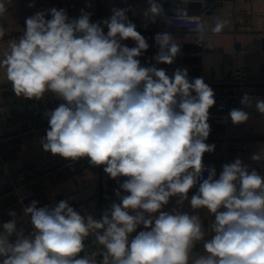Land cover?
Masks as SVG:
<instances>
[{
	"label": "clouds",
	"instance_id": "obj_1",
	"mask_svg": "<svg viewBox=\"0 0 264 264\" xmlns=\"http://www.w3.org/2000/svg\"><path fill=\"white\" fill-rule=\"evenodd\" d=\"M131 10L112 8L96 22L84 9L77 18L62 8L37 11L0 56L17 97L39 101L52 94L61 101L44 112L43 150L66 160L88 158L121 180L116 201L99 219L67 200L43 207L32 201L23 208L33 228L26 234L10 211L12 219L0 225V264H264V175L240 158L222 165L219 175L205 165L204 155L215 150L206 142L214 90L203 78H189L186 68L170 76L158 67L180 54L170 33L155 35V64L142 65L149 44L129 19ZM6 12L0 0V16ZM164 15L158 0H148L147 20ZM191 19L198 44L230 23L220 16L211 24ZM5 35L0 26V40ZM203 45L213 47L211 41ZM240 103L253 106L247 93ZM254 107L264 115V99H255ZM229 116L233 124L249 120L242 109ZM250 159L264 160V149ZM173 198L176 206L165 210ZM186 201L194 212L207 209L214 216L210 233L198 213L182 210ZM89 236L98 251L81 255Z\"/></svg>",
	"mask_w": 264,
	"mask_h": 264
},
{
	"label": "crops",
	"instance_id": "obj_2",
	"mask_svg": "<svg viewBox=\"0 0 264 264\" xmlns=\"http://www.w3.org/2000/svg\"><path fill=\"white\" fill-rule=\"evenodd\" d=\"M5 2L7 10H9L7 13L8 22L14 24L16 29L25 28L26 18L34 13L35 8L28 7V4L33 3V0H8ZM216 4L220 5V7L207 11L204 14V21L211 24L214 17L220 16L228 19L230 21L229 25L220 34L206 35L203 43L211 41L213 47L208 49L204 46L202 55L196 54L198 37H174L181 45V51L178 56L185 57L184 49H187L191 51L189 56L196 55L199 59L192 62H182L180 65L175 66L158 65L166 69L170 76L177 68H186L189 77H226L229 76L236 63L249 67L254 74L264 72V38L254 35L235 34L239 25L243 23H252L259 27L264 26V0H221L216 2ZM88 5H90V0H43L42 11L52 7L62 8L66 10L70 18H77L81 9L90 12ZM129 7L132 10L127 15L136 26L147 21L143 16V12L148 7V0H102L99 20L110 17L112 8L127 9ZM165 7L166 9L172 8L171 5ZM190 8L193 11L201 10L194 6H190ZM50 18V15H46V19ZM106 31L107 29H105ZM124 43L129 47L135 46V43L131 40ZM6 49L7 44L0 46V56ZM141 63L145 66L149 65L148 62L143 60H141ZM6 86L12 85L7 82L4 70L0 69V122L36 105L33 100L17 97L12 88L3 89ZM46 95L50 99L54 97L52 94ZM241 125L248 129L250 133L264 134V115H261L256 110V115L249 117V120L241 123ZM45 135L46 132L39 136L26 135L0 142V173L4 165L22 168L35 164L42 157H49L53 163L66 160L59 155L54 156L50 152L43 150L41 138ZM209 144H214L215 150L212 153H206L203 160L213 162L217 175L222 170V165L231 163L236 158H240L245 164L255 168L264 175V160L254 162L250 159L258 149H264V142L246 145L226 144L223 142ZM102 171L103 166H92L89 164L88 158L81 159L76 163L74 170L64 168L31 184L27 188V191L31 194L28 205L32 201H37L40 207L52 201L62 200L65 196L75 192H79L78 198H81L80 200H92L101 191L100 179ZM89 185H94L95 187L86 189ZM193 194H188L189 200ZM78 198H75V201L79 200ZM111 204V202L104 203L103 211L110 207ZM99 205L100 201L96 202L93 200L87 208L78 212H81V214H92L99 219L100 212L97 210ZM175 206V198H173L165 209L170 210ZM182 210L189 212V214L198 213L205 229L209 233L211 232L214 216L207 209H199L194 212L186 201ZM10 211L16 213L17 224L25 217L23 206L16 197L13 195L1 197L0 225L12 219L9 216ZM140 230H143V228L137 229V231ZM98 248L99 246L95 243L94 237L89 236L85 240V251L81 255H85L91 250H98ZM196 251H202V245L198 244Z\"/></svg>",
	"mask_w": 264,
	"mask_h": 264
},
{
	"label": "built area",
	"instance_id": "obj_3",
	"mask_svg": "<svg viewBox=\"0 0 264 264\" xmlns=\"http://www.w3.org/2000/svg\"><path fill=\"white\" fill-rule=\"evenodd\" d=\"M220 1L221 0H158L163 6L164 17H158L155 23L147 20L136 26V30L146 38L149 44L148 50L139 59L146 61L149 64H155L152 57L158 51L154 39L155 35L158 33L167 32L173 37L180 38L198 37L195 30L196 25L192 22L191 18L200 17L201 20L204 21V14L209 10L219 8L220 5H217L216 2ZM33 2L35 4L34 13L42 11L43 0H33ZM194 2H200L203 4L201 10H191L190 5ZM101 3L102 0H90L92 22L99 21ZM166 3L171 4L172 8L170 7V9H166ZM177 11L180 12L178 19H176ZM8 12L9 10H7L5 15L0 16V26L6 31V35L0 40V46L8 44L10 40L18 39L24 30V28L16 29L14 24L8 22ZM167 18H172L173 22L171 24L167 23ZM208 34L212 33L209 32ZM235 34L254 35L264 38V26L259 27L252 23H243L239 25ZM197 45L196 54L202 55L204 53L203 42ZM200 78H203L205 83L214 90L216 100V104L209 109L210 115L208 123L211 126V131L206 142H223L226 144L240 145L264 142V134L250 133L248 129L241 124H233L229 116V112L233 108L242 109L249 114V117L256 115V109L254 107L255 99H264V72L254 74L249 67L236 63L229 76ZM6 88H12V86H6L3 89ZM246 93L250 96V101L253 103L252 107H246L240 103L242 97ZM32 100L36 104L33 108L20 111L0 122V142L26 135L39 136L46 132L49 124L47 118L44 116V112L45 110L54 109L59 103H61V101L57 100L55 97L50 99L47 95L39 101ZM79 160H64L58 163H53L49 157H42L35 164L22 168L4 165L0 173V198L7 195H13L24 208L28 205L29 200L31 199V194L27 191V188L31 184L64 168L74 170L76 163ZM204 163L206 166H213V162L204 161ZM120 182L121 180L119 178L111 180V178L102 171L100 179L101 191L96 198L92 200H80L81 198H78L79 192H75L65 196L62 200H67L69 205L77 211L87 208L93 200L96 202L100 201L97 210L100 212L101 217L103 213V204L116 201L115 190L119 188ZM94 187V185H89L86 189ZM195 191L196 189L194 188L190 190L189 193H195ZM75 198H78L79 200L75 201ZM59 201H52L40 207L52 206ZM17 226L18 228L23 229L26 234H30L33 231L30 217L28 215H25L24 219L21 220ZM135 234H133V236ZM97 251L98 250H91L87 254Z\"/></svg>",
	"mask_w": 264,
	"mask_h": 264
},
{
	"label": "water",
	"instance_id": "obj_4",
	"mask_svg": "<svg viewBox=\"0 0 264 264\" xmlns=\"http://www.w3.org/2000/svg\"><path fill=\"white\" fill-rule=\"evenodd\" d=\"M168 5H171V4H169V3L165 4V6H167V7H168ZM202 5L203 4H201L200 2H197V3L194 2L190 6L191 7H193V6L198 7L201 9ZM190 52H191L190 50L184 49V53L186 54L185 57L182 58L181 56H177L176 59L174 60L173 64H171V65L164 64V65L165 66H175V65H180L182 62H192L193 60L195 61V60L199 59V57L196 55L189 56Z\"/></svg>",
	"mask_w": 264,
	"mask_h": 264
}]
</instances>
